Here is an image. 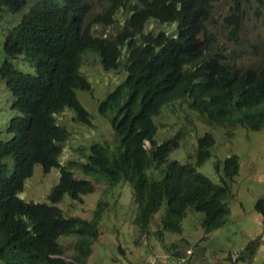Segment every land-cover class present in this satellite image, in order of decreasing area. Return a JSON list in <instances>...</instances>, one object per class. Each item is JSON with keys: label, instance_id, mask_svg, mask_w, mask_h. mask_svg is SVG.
Listing matches in <instances>:
<instances>
[{"label": "trees", "instance_id": "16d2710c", "mask_svg": "<svg viewBox=\"0 0 264 264\" xmlns=\"http://www.w3.org/2000/svg\"><path fill=\"white\" fill-rule=\"evenodd\" d=\"M219 1L107 0L108 6L89 21L90 0H37L29 7L5 39L8 60L1 69L16 114L7 126L8 137L0 140V264H87L100 239L99 224L107 204L99 201L93 219H86L65 215L60 203L66 196L80 201L94 194L95 183L131 187L138 213L135 225L142 234L163 205L157 220L160 239L169 233L181 235L189 211L203 214L201 227L206 235L227 224L239 157L233 154L215 164L220 178L216 184L196 171L212 156L213 134L198 138L195 162L169 161L183 133L158 143L153 121L163 107L185 101L209 125L264 130V58L257 65H245L218 47L208 23ZM239 4L236 0L231 15L236 30L242 20ZM26 7L28 0H0V11L16 14ZM123 8L130 15L113 38L94 34L96 25L112 26ZM151 20L175 24V32L147 30ZM88 51L100 57L105 71L121 68L126 54L125 80L98 107L112 125L115 145L93 143L89 154L83 151L86 162L62 164L70 131L57 115L69 109L76 122H92L77 95L78 91L94 95L81 72ZM19 57L35 67V74L14 67L10 60ZM37 165L46 174L53 168L60 171L48 204L18 196ZM80 172L83 176L78 177ZM254 208L264 229V198ZM66 239L71 243L66 244ZM64 244L74 250L71 261L64 258ZM184 246L188 247L181 240L167 247L177 259L183 256ZM259 247V241L250 242L236 261L251 263Z\"/></svg>", "mask_w": 264, "mask_h": 264}, {"label": "rangeland", "instance_id": "374dc122", "mask_svg": "<svg viewBox=\"0 0 264 264\" xmlns=\"http://www.w3.org/2000/svg\"><path fill=\"white\" fill-rule=\"evenodd\" d=\"M36 1L28 0V7L16 14L7 9L0 11V140L8 137L7 126L16 114L12 109L13 96L1 75V69L8 60L4 50L5 39L29 11V6ZM90 2L93 9L88 21L108 6L107 0ZM236 6V0H220L215 3L208 23V32L214 37L218 47L227 50L231 59L239 60L245 65H257L264 58V0H240L239 14L242 15V20L239 30H236L234 18H231L232 10ZM129 15L128 8L121 9L112 26L96 25L93 27L94 34L113 38ZM151 28L173 34L176 25L151 20L146 29ZM10 61L16 69L24 73L36 72L35 67L25 62L23 57ZM121 62L122 66L118 70L105 71L96 53L88 51L84 54L81 72L90 81L94 95L82 91H78L77 95L93 119L90 125L78 123L74 119L75 114L69 109L57 115L58 122L70 131L69 141L60 160L62 164L78 159L86 162L83 151L87 150L86 154H89V147L93 143L115 145L110 121L99 114L98 106L100 101L105 100L107 95L125 80V53ZM154 122L158 126V143L172 138L179 132L183 133L180 147L171 153L169 161L195 162L198 138L205 133H212L216 140V145L211 151L212 156L203 166L196 168V171L216 184L220 183V178L216 174L215 164L218 161L223 162L233 154L239 157L240 172L231 184V215L228 222L223 228L206 235L201 227L203 214L189 211L182 224L184 232L181 235L169 233L164 235V239H160L156 235L160 229L157 220L165 210L163 205L154 217L156 220H152L147 233L142 234L135 225L138 213L137 205L132 199L131 187L128 184L110 186L104 182L95 183L94 194L83 196L80 201L66 196L60 203L65 215L86 219H93L99 201L107 204L99 224L101 236L95 243L87 264H192L187 258L188 251L184 250L185 246L180 258L175 259L169 253L167 246L170 247L172 242L181 240L191 249H196L198 245L197 250L204 253L203 261L207 260V264H264L262 217L254 208L256 201L264 198V130L256 132L242 127L223 128L209 125L206 119L190 109L185 101H177L163 107ZM146 148L150 149L149 143H146ZM77 176L81 177L83 174L80 172ZM59 180L58 168H53L46 174L43 168L37 165L32 177L26 181L23 192L18 196L27 202L48 204L49 196ZM255 240L259 241L260 247L251 263L242 260L232 262L229 259L230 256L237 257L240 250ZM65 243L70 244L71 240L66 239ZM66 244L64 258L71 261L74 250ZM119 247L124 249L121 250L123 254L118 251Z\"/></svg>", "mask_w": 264, "mask_h": 264}, {"label": "crops", "instance_id": "0c3cea01", "mask_svg": "<svg viewBox=\"0 0 264 264\" xmlns=\"http://www.w3.org/2000/svg\"><path fill=\"white\" fill-rule=\"evenodd\" d=\"M201 246H204V245H201ZM197 247H198V245H196V249H194V248L191 249L190 246H188L184 250L191 249L192 252L194 251L193 255H192V264H207V260L203 261V259L205 257L204 253L202 251L197 250ZM240 251H242V250H240ZM237 257H235V258L232 257V262L236 261Z\"/></svg>", "mask_w": 264, "mask_h": 264}, {"label": "built area", "instance_id": "2783aa9c", "mask_svg": "<svg viewBox=\"0 0 264 264\" xmlns=\"http://www.w3.org/2000/svg\"><path fill=\"white\" fill-rule=\"evenodd\" d=\"M187 258L190 260V262L192 263V255H193V252L191 250H187Z\"/></svg>", "mask_w": 264, "mask_h": 264}, {"label": "clouds", "instance_id": "9594fccd", "mask_svg": "<svg viewBox=\"0 0 264 264\" xmlns=\"http://www.w3.org/2000/svg\"><path fill=\"white\" fill-rule=\"evenodd\" d=\"M34 3H35V2H34ZM29 7H30V6H29ZM128 17H129V16H128ZM93 53H94V52H93ZM83 56H84V55H83ZM89 82H90V81H89ZM118 86H119V85H118ZM118 86H117V87H118ZM115 89H116V88H115ZM113 91H114V90H113ZM86 93H87V92H86ZM110 93H111V92H110ZM88 94H89V93H88ZM107 96H108V95H107ZM105 99H106V98H105ZM100 102H101V101H100ZM100 102H99V103H100ZM98 107H99V106H98ZM155 117H157V116H155ZM155 117H154V118H155ZM154 118H153V121H154ZM92 119H93V118H92ZM110 124H111V123H110ZM155 124H156V123H155ZM156 126H157V124H156ZM111 127H112V125H111ZM242 128H243V127H242ZM112 129H113V128H112ZM113 131H114V130H113ZM146 143H148V142H146ZM146 143H145V145H146Z\"/></svg>", "mask_w": 264, "mask_h": 264}]
</instances>
